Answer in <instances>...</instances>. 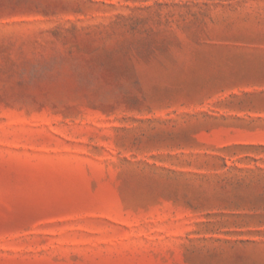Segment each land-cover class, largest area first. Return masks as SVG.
<instances>
[{
	"label": "rangeland",
	"instance_id": "1",
	"mask_svg": "<svg viewBox=\"0 0 264 264\" xmlns=\"http://www.w3.org/2000/svg\"><path fill=\"white\" fill-rule=\"evenodd\" d=\"M0 264H264V0H0Z\"/></svg>",
	"mask_w": 264,
	"mask_h": 264
}]
</instances>
